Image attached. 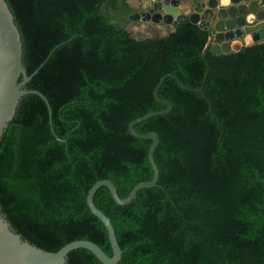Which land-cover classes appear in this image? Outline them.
I'll use <instances>...</instances> for the list:
<instances>
[{
  "label": "trees",
  "instance_id": "obj_1",
  "mask_svg": "<svg viewBox=\"0 0 264 264\" xmlns=\"http://www.w3.org/2000/svg\"><path fill=\"white\" fill-rule=\"evenodd\" d=\"M20 29L24 65L38 70L0 140V208L12 228L49 251L77 239L113 248L87 204L112 180L121 197L150 181L156 132L158 184L118 204L95 194L123 250L120 264H264V41L213 53L209 30L174 23L166 35L137 37L128 0H6ZM199 0H181L192 6ZM209 71L208 75L207 72ZM207 75V77H206ZM22 80V77L20 78ZM210 105L212 109L210 111ZM218 119V120H217ZM67 264H104L78 248Z\"/></svg>",
  "mask_w": 264,
  "mask_h": 264
},
{
  "label": "water",
  "instance_id": "obj_2",
  "mask_svg": "<svg viewBox=\"0 0 264 264\" xmlns=\"http://www.w3.org/2000/svg\"><path fill=\"white\" fill-rule=\"evenodd\" d=\"M128 18L131 22L163 23L168 26H173L174 23H196L201 28L209 30V45L211 51L216 54L229 53L241 49L244 44L264 41V0H199L192 5L189 12L181 10V0H152L149 6L134 11ZM23 57V41L15 16L8 2L0 0V140L9 122L16 115L23 96L35 93L40 95L48 105L54 136L59 141L67 142V138H61L55 132L52 108L47 96L37 89L25 87L38 70L28 74ZM208 73L209 71L207 75ZM21 77L22 80H20ZM168 77L175 79L184 89L201 93L208 99L203 90L204 85L198 88L190 87L174 73L165 74L155 86L154 96L167 108L137 118L129 125V130L134 136L152 140L148 158L153 169V178L150 181L138 183L127 197L120 196L117 186L110 179L98 180L89 189L87 204L105 224L113 254L109 255L99 244L88 239L73 240L57 251L40 248L17 233L0 208V264H67L69 253L78 248L90 250L104 264H120L123 250L117 239L114 225L111 218L97 207L94 197L100 187L107 186L113 199L118 204L126 205L137 197L141 189L158 184L160 169L155 160V150L160 143V137L156 132L140 133L135 129V125L153 116L168 114L172 111L173 103L159 94L162 84ZM211 109L210 105V111Z\"/></svg>",
  "mask_w": 264,
  "mask_h": 264
},
{
  "label": "rangeland",
  "instance_id": "obj_3",
  "mask_svg": "<svg viewBox=\"0 0 264 264\" xmlns=\"http://www.w3.org/2000/svg\"><path fill=\"white\" fill-rule=\"evenodd\" d=\"M125 2H126V0L124 1V3ZM128 2H129L128 6L133 5L135 11H139V10L149 6L150 3L152 2V0H128ZM150 23H152V22H150ZM150 23H145L142 21H137V22H131L130 21L127 24V27L137 37L163 35L164 33L168 32V29H158V28L154 27L153 24H150Z\"/></svg>",
  "mask_w": 264,
  "mask_h": 264
},
{
  "label": "crops",
  "instance_id": "obj_4",
  "mask_svg": "<svg viewBox=\"0 0 264 264\" xmlns=\"http://www.w3.org/2000/svg\"><path fill=\"white\" fill-rule=\"evenodd\" d=\"M131 6H133V5H131ZM191 7L192 6H190V5H185V4H181V10L182 11H185V12H189L190 10H191ZM134 8V7H133ZM186 9V10H185ZM189 10V11H188ZM153 24V23H152ZM154 25V27H156V28H158V29H168V32H166V33H164L163 35H166V34H168L170 31H172L173 30V27L172 26H168V25H165V24H163V23H159V24H153ZM244 45H246V44H244ZM247 45H249V44H247Z\"/></svg>",
  "mask_w": 264,
  "mask_h": 264
},
{
  "label": "flooded vegetation",
  "instance_id": "obj_5",
  "mask_svg": "<svg viewBox=\"0 0 264 264\" xmlns=\"http://www.w3.org/2000/svg\"><path fill=\"white\" fill-rule=\"evenodd\" d=\"M150 24H152V23H150ZM154 24V23H153Z\"/></svg>",
  "mask_w": 264,
  "mask_h": 264
}]
</instances>
